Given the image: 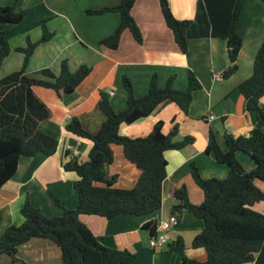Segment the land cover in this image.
Here are the masks:
<instances>
[{"label":"crops","instance_id":"0c3cea01","mask_svg":"<svg viewBox=\"0 0 264 264\" xmlns=\"http://www.w3.org/2000/svg\"><path fill=\"white\" fill-rule=\"evenodd\" d=\"M121 0H0V4H14L24 10V17L15 24L0 22V31L8 40L10 51L0 66V76L22 67L24 54L16 50L26 45L27 36L32 41L40 38L42 29L32 23L44 20L52 37L38 44L25 67V74L41 77V71L50 69L58 73L62 61L75 71L81 65L90 67L89 74L71 92L58 96L51 88L33 86L34 93L46 104L50 116L40 124V129L54 136L58 143L50 155L38 153L21 156L14 175L0 188V234L9 225L23 221L20 208L25 199L48 216H60L62 207L75 208L77 193L73 181L78 175L63 168L71 157L86 161L91 141L65 129L66 123L76 117L82 127L96 133L104 120L98 107L100 92L113 91L108 96L115 111L126 106V91L122 78L126 76L137 97L144 95L155 75L158 87H163L172 77L171 86L182 90L187 87V72L192 71L200 87L193 91L187 112L170 99L163 101L148 116L132 123H121L118 132L129 137L147 135L157 121L163 122L164 133L177 125L174 140L192 136V143L164 152L166 176L161 185V206L145 215H118L106 218L96 214H80L79 219L105 246L127 249L134 254L125 264H182V255L165 246L150 247V231L144 225L155 224L174 214L178 223L169 232V243L181 239L184 254L190 260L202 261L206 252L193 247V237L203 228V221L188 213H172L177 204L173 192L185 188L188 200L200 204L202 191L191 175L192 164L201 178H225L228 167L217 162L212 153L206 152L211 131L221 149L227 146L223 131L234 136L250 133L255 123L254 114L245 108V99L238 84L249 77L253 70L255 53L264 39V3L262 0H245L239 14L236 30L242 37L237 56V69L227 78L221 73L229 65L224 39L216 37L192 38L185 53L174 43L171 30L162 17L158 0H134L130 14L141 35L138 43L128 30L120 34L118 46L110 49L100 43L111 35L120 22L116 10L95 11L114 7ZM197 0H169L170 10L177 19H192ZM94 11V12H91ZM220 76L219 79L214 77ZM108 95V94H107ZM114 161L108 165V176H115L114 186L130 188L139 176L136 166L127 161L118 145H112ZM236 157L246 170L254 167L249 155L237 151ZM264 189V183L256 181ZM55 199L62 205L56 203ZM252 208L264 214V201L255 202ZM9 256L0 254V264H9ZM16 264H62L61 252L54 241L33 237L18 247ZM242 264H252L250 262Z\"/></svg>","mask_w":264,"mask_h":264},{"label":"trees","instance_id":"16d2710c","mask_svg":"<svg viewBox=\"0 0 264 264\" xmlns=\"http://www.w3.org/2000/svg\"><path fill=\"white\" fill-rule=\"evenodd\" d=\"M244 1L197 0L192 19L175 18L169 0H158V3L164 22L181 52L187 51L188 41L192 38L216 37L225 40L229 65L222 71L221 77L227 78L237 69L242 37L236 30V23ZM133 3L134 0H121L117 6L95 11L120 12L118 26L100 41L101 44L115 49L123 30H128L136 42H141L140 31L130 14ZM24 15L25 11L16 10L14 4H0L2 23H18ZM36 25L41 26V37L33 42L27 36L26 45L16 48L24 54L22 67L0 76V188L16 172L21 156L38 153L50 156L56 151L57 139L40 129L41 122L49 118L50 110L32 87L51 88L61 96L73 91L90 72V67L86 65L71 71L67 62L62 61L57 74L45 68L41 77L26 75L24 70L35 47L53 35L46 28L45 19L32 23L25 30ZM9 51L8 40L0 31V66ZM187 79V87L178 90L171 86L172 77L163 87H158L153 75L147 92L137 97L129 79L123 76L126 106L121 111H115L107 93L101 91L98 107L104 120L96 133L84 129L76 117L71 118L65 129L92 143L86 161L71 157L63 163L64 169L73 170L78 175L73 181L78 198L76 207H62L60 216L48 217L26 198L20 208L22 223L9 225L0 234V254H6L11 264H16L19 261L16 257L18 247L33 237H40L56 243L62 264H125L133 260L134 254L127 249L103 245L80 221L79 215L96 214L112 218L145 215L160 208L161 185L166 176L164 152L192 143L193 137L187 135L174 140L177 125L164 133L162 121H157L143 137L121 135L118 128L121 123H132L150 115L167 99L187 112L193 91L200 87L197 77L190 70ZM238 89L245 99L246 110L255 117L250 133L234 136L223 131L227 146L223 150L210 131L206 146V152L212 153L217 162L226 164L227 176L201 178L192 164L191 175L202 191V202L192 204L184 187L173 192L178 203L172 205V213L188 212L203 221V228L193 237L191 245L204 248V260L188 259L181 239L167 244L168 250L182 255V264H264V214L252 208L255 202L264 201V189L256 184V181L264 183V39L255 53L251 75L238 84ZM112 145L120 146L123 157L139 170V176L130 188L115 187V176H108L107 167L114 161ZM237 151L253 158L252 169L243 167L236 157ZM55 201L62 206L57 199ZM144 226L153 233L154 222Z\"/></svg>","mask_w":264,"mask_h":264},{"label":"built area","instance_id":"2783aa9c","mask_svg":"<svg viewBox=\"0 0 264 264\" xmlns=\"http://www.w3.org/2000/svg\"><path fill=\"white\" fill-rule=\"evenodd\" d=\"M214 77L219 79L220 76L215 74ZM108 96H112L114 94L113 91L109 90L107 92ZM178 223V218L176 215L171 214L165 219L159 220L155 224V228L153 233L149 238L150 247H162L169 243V232L170 230Z\"/></svg>","mask_w":264,"mask_h":264},{"label":"rangeland","instance_id":"374dc122","mask_svg":"<svg viewBox=\"0 0 264 264\" xmlns=\"http://www.w3.org/2000/svg\"><path fill=\"white\" fill-rule=\"evenodd\" d=\"M40 37H41V35H40ZM34 42V41H33ZM65 61V60H64ZM48 239V238H47ZM8 259H9V257H8ZM9 264H11V262H10V259H9Z\"/></svg>","mask_w":264,"mask_h":264}]
</instances>
